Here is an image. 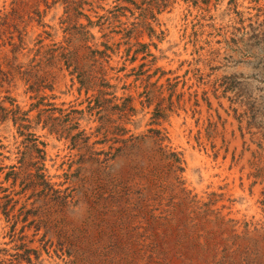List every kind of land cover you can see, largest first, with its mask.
<instances>
[{
	"label": "rangeland",
	"instance_id": "374dc122",
	"mask_svg": "<svg viewBox=\"0 0 264 264\" xmlns=\"http://www.w3.org/2000/svg\"><path fill=\"white\" fill-rule=\"evenodd\" d=\"M263 182L264 0H0V264H264Z\"/></svg>",
	"mask_w": 264,
	"mask_h": 264
},
{
	"label": "bare ground",
	"instance_id": "6f19581e",
	"mask_svg": "<svg viewBox=\"0 0 264 264\" xmlns=\"http://www.w3.org/2000/svg\"><path fill=\"white\" fill-rule=\"evenodd\" d=\"M238 153V152H237ZM247 153V152H246ZM245 155V154H244ZM248 156V155H247ZM228 160H230V159H228ZM263 160V159H262ZM230 162V161H229ZM241 163V162H240ZM243 163H245V161L243 162ZM200 164V163H199ZM227 164V163H226ZM259 164V163H258ZM246 166V165H245ZM228 167V166H227ZM248 167V166H247ZM217 169V168H216ZM245 169H246V171H247V168L245 167ZM237 171L238 170H236L234 173H237ZM206 178V177H205ZM231 181V180H230ZM264 183V182H263ZM262 183V184H263ZM231 186V185H230ZM236 187V186H235ZM226 203V202H225ZM260 228V227H259ZM261 230V229H260ZM262 232V231H261ZM258 236V235H257ZM260 236V235H259Z\"/></svg>",
	"mask_w": 264,
	"mask_h": 264
}]
</instances>
